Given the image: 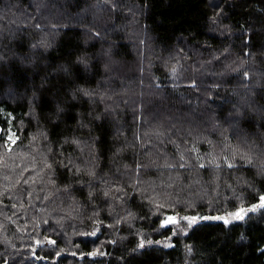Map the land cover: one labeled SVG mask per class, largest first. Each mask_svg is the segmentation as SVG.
<instances>
[{
  "label": "trees",
  "instance_id": "obj_1",
  "mask_svg": "<svg viewBox=\"0 0 264 264\" xmlns=\"http://www.w3.org/2000/svg\"><path fill=\"white\" fill-rule=\"evenodd\" d=\"M0 127V264H264V0H0Z\"/></svg>",
  "mask_w": 264,
  "mask_h": 264
},
{
  "label": "built area",
  "instance_id": "obj_2",
  "mask_svg": "<svg viewBox=\"0 0 264 264\" xmlns=\"http://www.w3.org/2000/svg\"><path fill=\"white\" fill-rule=\"evenodd\" d=\"M1 127H0V133H1ZM19 141V136L15 129H13V126L11 125L8 129V132L5 135V145L7 149H12L13 146H15L16 143Z\"/></svg>",
  "mask_w": 264,
  "mask_h": 264
},
{
  "label": "snow or ice",
  "instance_id": "obj_3",
  "mask_svg": "<svg viewBox=\"0 0 264 264\" xmlns=\"http://www.w3.org/2000/svg\"><path fill=\"white\" fill-rule=\"evenodd\" d=\"M248 162H249V163H252L251 158L248 159ZM228 166H229V167H232L233 165H228ZM201 167H203V165H201ZM105 195H107V193H105ZM260 200L262 201V203L259 204L257 207H262V208H264V196L260 197ZM244 211H245L244 209H241L239 212H237V213L234 214V217H235L236 219H242V218H243V217H242V213H243ZM248 211H255V207H253V208H249ZM215 219H223V218L216 217ZM169 220H171V218H169ZM172 222H174V221H172ZM193 222H194V221H193ZM225 222H227V221H225ZM166 224H167V222H166ZM142 246H143V245L141 244V247H142Z\"/></svg>",
  "mask_w": 264,
  "mask_h": 264
},
{
  "label": "rangeland",
  "instance_id": "obj_4",
  "mask_svg": "<svg viewBox=\"0 0 264 264\" xmlns=\"http://www.w3.org/2000/svg\"><path fill=\"white\" fill-rule=\"evenodd\" d=\"M9 150V149H8ZM11 150V149H10Z\"/></svg>",
  "mask_w": 264,
  "mask_h": 264
}]
</instances>
